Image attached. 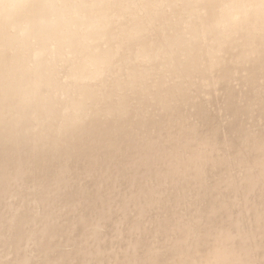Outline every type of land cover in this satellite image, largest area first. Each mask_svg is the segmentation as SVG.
Instances as JSON below:
<instances>
[{
  "label": "clouds",
  "instance_id": "9594fccd",
  "mask_svg": "<svg viewBox=\"0 0 264 264\" xmlns=\"http://www.w3.org/2000/svg\"><path fill=\"white\" fill-rule=\"evenodd\" d=\"M0 264H264V0H0Z\"/></svg>",
  "mask_w": 264,
  "mask_h": 264
}]
</instances>
